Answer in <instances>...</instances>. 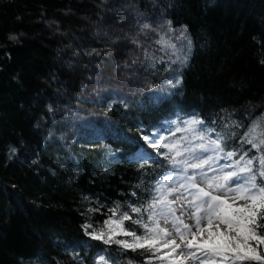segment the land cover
Here are the masks:
<instances>
[{
    "label": "trees",
    "instance_id": "16d2710c",
    "mask_svg": "<svg viewBox=\"0 0 264 264\" xmlns=\"http://www.w3.org/2000/svg\"><path fill=\"white\" fill-rule=\"evenodd\" d=\"M262 61L264 0H0V264H157L83 225L116 208L148 222L175 163L143 138L165 123L196 118L234 161L261 155L241 137L264 124Z\"/></svg>",
    "mask_w": 264,
    "mask_h": 264
},
{
    "label": "snow or ice",
    "instance_id": "6c2138e0",
    "mask_svg": "<svg viewBox=\"0 0 264 264\" xmlns=\"http://www.w3.org/2000/svg\"><path fill=\"white\" fill-rule=\"evenodd\" d=\"M168 23L171 24L170 21ZM150 27L148 23L142 25L143 29ZM179 83L180 80L177 79L175 85ZM187 124H203V121L192 118ZM198 138L204 140V134L200 133ZM223 139L221 136L211 139V149L203 143L198 148L202 152L213 151L217 159L232 161L231 164L221 165L220 168L236 166L233 171L214 177H208L206 173L201 172L204 187L198 186L195 175L187 176L186 183H181L178 188L173 186L163 194L158 186L157 196L153 197L152 203L144 209L150 213L148 222H144L142 218L134 219L128 212L117 217L116 208L111 210L112 216L105 221L107 233L104 230L87 232L92 225L85 224L83 227L86 234L93 240H101L105 244L114 243L125 250L139 249L149 252L155 259L167 260V264H245L249 261L264 264V255L258 251L264 246V233L260 231L264 229V184L256 182L257 175L264 180V124L253 123L241 137L242 143L261 153L258 157L246 159L245 152L238 160L233 161L236 152H225ZM221 153L223 155H220ZM176 155L181 153L177 152ZM194 159L200 162L188 164L187 167L202 169L212 157ZM253 159L259 162L258 172L253 170ZM180 189H184L188 194L180 193ZM193 189L195 191H192ZM170 195L173 196L171 201L167 199ZM241 200L244 203L239 205L237 201ZM176 204L181 205L180 216L176 215V208L173 207ZM131 211L141 214L142 210L132 207ZM185 214L194 223L184 222L181 217ZM157 217H160L165 225H171V228L162 226ZM125 221L144 228L145 235H137L135 230L125 227ZM121 235L131 237V240L115 239Z\"/></svg>",
    "mask_w": 264,
    "mask_h": 264
},
{
    "label": "rangeland",
    "instance_id": "374dc122",
    "mask_svg": "<svg viewBox=\"0 0 264 264\" xmlns=\"http://www.w3.org/2000/svg\"><path fill=\"white\" fill-rule=\"evenodd\" d=\"M161 41H162L161 44H163L165 49H167L166 50L167 52L165 51L166 54L168 55L173 54L174 56L175 55L181 56V54L183 53H184L183 55L186 54L187 48H185V40L184 38L182 39V36L178 35L177 32L175 34L174 31L169 30L168 28L167 29L163 28L161 32ZM166 45H168L169 47ZM170 68L172 69L173 66L169 67V69ZM173 69L174 71H176L175 68ZM189 120L190 119H185L180 124H175V122L173 121L165 123L164 129L166 130V132L164 133V135L154 134L152 137L145 138V141L148 145L153 147L156 144L157 146H159L161 149L164 150V152L169 156V158L172 159V161H173V158H175L173 162L175 163L174 173L163 178L158 183V186L161 189V194L167 192V190L173 186L178 188L181 183H186L187 176L195 175L196 183L198 184V186L204 187L205 184L201 180V177H200L201 172L206 173L208 177H214V176H221L223 173L233 171L234 168L236 167V166H234L233 168L225 167L221 169L220 168L221 165L231 164L232 161H226L224 159H217L216 154L211 150L208 152L200 151L198 146L202 143L206 144L211 149L210 140L215 139V137L211 136L205 130L200 128L198 124L189 126L187 124V121ZM200 133L204 134V137H205L204 140H201L198 138ZM177 152H180L181 155H176ZM220 155H223V154L221 153ZM209 156H211L212 159L207 164H205L202 169L200 168L192 169L190 167H187L188 164L200 162L199 160L194 159V157H200L201 159H204ZM242 164L243 162H241V165ZM161 182L163 183L161 184ZM230 186H234V185H230ZM192 191H195V190L193 189ZM180 193H183L184 195L188 194L187 192L184 191V189H180ZM180 193H176V195H179ZM214 194L219 195L220 193H214ZM167 199L171 201L173 199V196L170 195L167 197ZM237 203L239 205H242L244 201L242 200L237 201ZM173 207L176 208V215L180 216L181 215V212H180L181 205L176 204V205H173ZM181 218L186 223H189V224L194 223L193 220H190L188 218L187 214L183 215ZM113 219H116V218H113ZM157 219L160 221V224L162 226L169 228V229L171 228V225H165L163 223V220L160 217H157ZM101 230H104L107 233L108 229L105 228V223L103 224V227ZM115 239L130 241L131 237H125L121 235V236H116ZM101 257L103 256L100 254L96 256L95 264H108L106 259L104 257L103 259H101ZM158 261L159 262L157 264H167V260H164V261L158 260Z\"/></svg>",
    "mask_w": 264,
    "mask_h": 264
},
{
    "label": "bare ground",
    "instance_id": "6f19581e",
    "mask_svg": "<svg viewBox=\"0 0 264 264\" xmlns=\"http://www.w3.org/2000/svg\"><path fill=\"white\" fill-rule=\"evenodd\" d=\"M156 145V144H155ZM146 157V156H145ZM141 158V157H140ZM52 243V242H51ZM46 247V246H45ZM50 252V251H49ZM51 259V258H50Z\"/></svg>",
    "mask_w": 264,
    "mask_h": 264
}]
</instances>
